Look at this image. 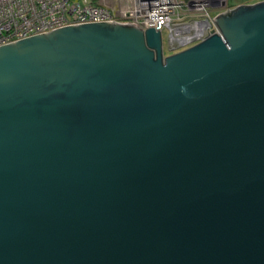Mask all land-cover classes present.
I'll use <instances>...</instances> for the list:
<instances>
[{
	"label": "water",
	"instance_id": "95a60500",
	"mask_svg": "<svg viewBox=\"0 0 264 264\" xmlns=\"http://www.w3.org/2000/svg\"><path fill=\"white\" fill-rule=\"evenodd\" d=\"M215 23L0 48V264H264V2Z\"/></svg>",
	"mask_w": 264,
	"mask_h": 264
},
{
	"label": "built area",
	"instance_id": "2783aa9c",
	"mask_svg": "<svg viewBox=\"0 0 264 264\" xmlns=\"http://www.w3.org/2000/svg\"><path fill=\"white\" fill-rule=\"evenodd\" d=\"M228 0H0V48L62 27L102 22L168 33L171 51L219 33Z\"/></svg>",
	"mask_w": 264,
	"mask_h": 264
},
{
	"label": "rangeland",
	"instance_id": "374dc122",
	"mask_svg": "<svg viewBox=\"0 0 264 264\" xmlns=\"http://www.w3.org/2000/svg\"><path fill=\"white\" fill-rule=\"evenodd\" d=\"M260 2H264V0H229V6L237 7V6L244 5V4L253 5L256 3H260ZM162 39H163L164 54L166 57L171 56V55L175 54L176 52H181L183 50V49L176 50V51L170 50L167 32H163Z\"/></svg>",
	"mask_w": 264,
	"mask_h": 264
},
{
	"label": "clouds",
	"instance_id": "9594fccd",
	"mask_svg": "<svg viewBox=\"0 0 264 264\" xmlns=\"http://www.w3.org/2000/svg\"><path fill=\"white\" fill-rule=\"evenodd\" d=\"M228 4H229V0H228ZM229 7H232V6H229ZM232 8H235V7H232ZM163 52H164V49H163ZM176 53H179V52H176ZM165 55V54H164Z\"/></svg>",
	"mask_w": 264,
	"mask_h": 264
},
{
	"label": "crops",
	"instance_id": "0c3cea01",
	"mask_svg": "<svg viewBox=\"0 0 264 264\" xmlns=\"http://www.w3.org/2000/svg\"><path fill=\"white\" fill-rule=\"evenodd\" d=\"M232 7H234V6H232Z\"/></svg>",
	"mask_w": 264,
	"mask_h": 264
}]
</instances>
